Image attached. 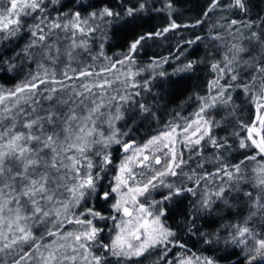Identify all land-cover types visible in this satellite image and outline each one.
I'll return each mask as SVG.
<instances>
[{
  "label": "trees",
  "instance_id": "16d2710c",
  "mask_svg": "<svg viewBox=\"0 0 264 264\" xmlns=\"http://www.w3.org/2000/svg\"><path fill=\"white\" fill-rule=\"evenodd\" d=\"M43 2L47 5L44 13L37 11L31 15L23 13L20 15L22 30L15 36L5 38L4 34H0V89L5 91L13 89L17 84L30 80L32 76L36 75L45 78V69L48 73L47 79L51 80L52 74L55 73L56 79L63 81L62 85L53 83L40 85L39 95L33 97L37 101H41V97H45L43 99L45 107L48 111L55 112L58 117L55 129H53V125L45 127L43 124L45 135L52 130L58 132V128L63 123L62 117L67 111L75 112L76 107L78 108L80 105L79 101L86 96L91 102L100 104L99 111L93 115V120L88 125V130L101 123L105 126V116L112 117V128L124 133L120 136L121 141L133 145L132 151L135 156L131 158L130 164L134 179L131 180H136L141 185L151 179L155 171L163 170L164 163L155 164L153 157L158 155L160 150L158 145L148 148L150 152L148 156L151 161L148 167L138 164L139 158L136 159V157L139 152L136 149H144V145L149 139L169 130L170 126L180 125L181 127L177 129L178 133L180 131L182 133L183 127H187L188 124L192 125L191 133L196 131V126H199L201 131L210 129L209 135L217 139L218 142L227 141L224 148L218 149L213 146L209 137L205 136L200 145L194 146L192 151H189L187 145L180 146L177 150V157L179 160L182 157L185 163L176 169L179 173L177 176L164 177L167 183L182 185L184 188L193 190L184 192L181 196L175 197L173 201L167 202V216L162 218L165 225L176 232L174 239L180 240L186 247L180 248L170 244L165 250L161 246L151 249L145 257L133 258L129 261L109 254L106 258L107 264H137V260L139 264H179L181 258H191L195 264L197 256L201 258L213 256L218 264H248L246 257L249 250L254 249L256 239H264V211L253 207V201L264 196V189H261L257 183L260 170L264 169V154L258 155L259 149L255 146L243 149L239 147L240 139L247 135L246 129H241L240 125L241 123L251 124L257 116L256 104L252 97L245 92L244 85H249L252 93H256L258 90L264 91L260 83L261 78H264V73L256 71L257 67L264 62V41L257 43L250 42L248 39L253 31L264 33V25L261 24V21H264V0H244L246 11L228 7L230 0H219L220 6L209 12L207 16L204 13L208 11L211 0H173L171 13L152 10L153 5L155 8H161L165 0H149L148 10L138 13V19L132 24H124L123 21L112 23L91 21V26L97 30L87 35L77 32L75 37L71 35V31L66 34L62 30H55L49 36L46 44L50 45L55 42L57 48L61 50L65 48L66 44H69L71 52L70 59L57 65L54 64L58 62L56 59L53 62L42 55L38 56V51L42 49V46L27 47L33 39L29 26L37 22L34 18L48 15L53 19L60 20L63 13L75 11H79L83 17H87L89 12L105 4L111 5L116 11L123 12L124 7L136 4L138 0H59L56 4H52L51 0H43ZM121 2L123 6H121ZM6 5L7 0H0V9ZM172 20L181 27L161 36H154L144 42L135 54L133 64L120 65L116 63L123 59L124 54L128 51V44L134 37L162 30L168 27ZM198 20L202 23L196 24ZM233 20L238 23L232 25ZM248 23H253L255 26L249 29L245 27ZM183 25L188 26L184 27ZM198 37L199 39H197ZM74 41L78 45L75 48L72 47ZM189 41H195V43H189ZM82 42L83 46H80ZM234 44L245 48L246 51L238 55L237 62L231 66L233 71L226 72L222 78H219V85L227 90L232 101L227 106L218 103L216 106L208 107L200 116H197L203 100H207L211 104V97L215 95V92L210 89V82L217 80L220 74L213 71L211 65L218 63L223 68L226 63L224 57L233 55L230 49ZM190 61H197L191 70L178 71ZM111 64H115V68L109 72L102 71L105 67H110ZM9 65L13 66L11 70ZM81 69L90 70L99 75L71 80L65 79L63 76L64 72H67L68 76H75ZM129 71L136 75L129 77L127 75ZM160 73L166 75L162 76ZM233 74L237 75L236 80L231 79ZM253 77H256L255 81ZM105 81L109 83L104 84L103 88L96 86ZM145 81L148 82L147 88L144 87ZM82 85L91 87V92L85 91ZM133 85L136 86L133 87ZM52 88L59 90L53 93L50 91ZM77 92L83 93V95H75ZM137 92L140 94L136 95ZM48 93L52 96L51 100H46ZM121 96H131V101H121ZM64 101L68 103H64ZM145 101L151 106L154 115L145 119L138 114L134 119H130V105ZM11 102L15 103V101ZM20 105L31 113L33 118L37 114L41 117L45 116L38 110L34 113L31 112V108H38L39 103L25 104L21 100ZM117 108L120 109L123 118L114 122L113 118L117 114ZM22 120L23 117L5 120L0 115V125L3 127L15 123L19 129L22 126ZM88 130L86 129V131ZM104 130L107 129L104 128ZM108 132H105L104 135L111 133L110 130ZM234 132L238 135H233ZM35 134H40L39 126ZM199 135L200 133H197V136L192 139L198 138ZM92 139L93 137H88L90 142ZM95 139L101 140L102 138ZM248 143L251 144L250 141ZM32 146L37 149V146L40 145L33 144ZM122 148V144L115 143L107 148L102 144H93L92 149L86 153L94 164L91 170L87 168L86 161L81 159L80 167L83 173L87 174L91 171L93 175L99 174L97 191L108 190L110 185L108 174H111L113 167L121 162L117 160L114 163L115 156H120ZM98 152L101 153L99 157L96 155ZM67 154L73 155L74 153L68 152ZM103 154L110 156L112 160L110 166L103 167ZM160 157L163 158L162 155ZM249 157H255V159H249ZM60 159H64L63 154ZM241 161L243 164L239 173H235L232 168H229V171H233L232 179L223 173L217 174L216 170L222 164L235 165L240 164ZM43 170L41 168V171ZM62 173L63 170H61ZM198 180L199 183H197ZM221 186L227 190L225 197L228 201L227 205L214 195ZM161 193L166 194L167 189L158 187L142 196L141 202L150 207L154 200L161 199ZM245 193H251L252 199L249 200L244 195ZM206 194L215 201L212 208L203 212L194 211L192 205L197 204ZM57 199L69 200L71 196L70 193L61 189ZM58 206L55 203L48 205L53 213L48 220H55V211ZM89 208L102 212L106 219L93 218L87 213ZM151 210L155 211V209ZM81 213L84 215L80 216ZM119 214L111 212L101 199H97L93 194L86 196L79 204L72 207L67 215L93 220L94 226L102 229L97 237L98 241L110 244L111 239L108 238L115 230V221ZM111 217H115V221ZM190 219H195V228L200 232H219L224 239H221L218 245L203 244L198 235L190 233L185 227V223ZM38 222L41 223V226L37 225ZM229 225L247 226L254 238H250L243 245L225 243L224 240L229 237V232L234 231L233 228L227 227ZM30 228L37 244H51L53 240L64 243L60 239V232L83 230L81 225L66 223L55 237H49L48 231L55 230L53 223L31 221ZM34 248L35 246H33V251ZM24 250H29V245L17 248V252ZM41 251H43L42 248ZM92 251L97 252V248L93 247ZM61 252L69 257L74 255L71 248L62 249ZM5 259L10 262L11 257H0V264H3ZM27 264H34V262L27 261ZM64 264H73V262L67 260ZM75 264H83L79 255H77Z\"/></svg>",
  "mask_w": 264,
  "mask_h": 264
},
{
  "label": "snow or ice",
  "instance_id": "6c2138e0",
  "mask_svg": "<svg viewBox=\"0 0 264 264\" xmlns=\"http://www.w3.org/2000/svg\"><path fill=\"white\" fill-rule=\"evenodd\" d=\"M58 2L59 0H51L52 4ZM121 6H123L122 2ZM219 6V0H211L209 9L204 15L207 16L209 12ZM46 7L47 5L44 4L43 0H7V5L3 9H0V34H4L5 38L7 36H15L22 30L21 20L19 18L22 13L24 15H31L37 11L44 13ZM228 7H235L244 11L247 10L244 0H230ZM148 8L149 0H138L136 4L124 7L123 12L116 11L111 5L105 4L89 12L87 17H83L79 11L63 13L60 20L53 19L48 15H41L34 18L37 21L34 25L29 26L33 39L27 47L34 48L37 45L46 47V51L42 55L46 59L54 62L55 57L51 54V45H46V41L55 30H62L66 34L71 31L73 37H75L77 32L87 35L97 30V28L91 26V21L98 20L107 23L123 21L124 24H132L138 19L137 14L147 11ZM152 10L157 12L168 11L171 13L173 11V0H165L161 8H155L153 5ZM200 23L202 21H196V24ZM231 23L235 25L238 22L233 20ZM261 24L264 25V21H261ZM183 26L187 27L188 25ZM254 26L253 23L245 25L249 29ZM177 27H181V25H177L172 20L169 26L162 30L147 32L134 37L128 44V51L124 54L123 59L116 61V63L120 65L133 64L135 62V54L143 46L144 42L152 39L154 36H161ZM216 38L218 39V37ZM248 39L250 42L255 41L260 43L264 41V33L253 31ZM189 43H195V41H189ZM77 46L74 41L72 47L75 48ZM80 46H83V42ZM101 48H103V45H101ZM230 51L233 52V55L231 57L227 55L224 57L226 63L223 68L218 63L211 65L212 70L220 74L217 80L210 82V89L215 92V95L211 97V104L207 100H203L197 116H200L208 107L216 106L218 103L227 106L232 101V97L228 94L227 90L219 85V78H222L226 72L230 73L233 71L231 66L237 62L238 55L245 52L246 49L234 44ZM69 56L71 57V52H69ZM196 63L197 61H190L183 68L178 69V71L191 70ZM115 66V64H111L110 67H105L102 71L109 72ZM12 67V65H9L10 70ZM256 71L264 73V62L257 67ZM93 75L99 74L86 69L78 70V74L75 76H68L67 72L63 73L65 79L69 80ZM127 75L132 77L136 73L129 71ZM160 75L163 76L166 74L160 73ZM47 76L48 73L45 69V78L36 75L32 76L30 80L17 84L13 89L6 91L0 89V115L5 120L23 117L22 126L19 129L15 123L8 127L0 125V257H11L10 262L5 259L3 260V264H27V261H33L34 264H64L67 260H71L75 264L77 255H79L83 264H107L106 258L109 254L113 257L123 258L125 261H129L133 258L145 257L151 249L161 246L165 250L170 244L185 248L186 245L183 242L174 239L176 232L166 226L162 220V218L167 216V202L173 201L175 197L181 196L184 192L193 191L191 188H184L182 185L177 186L174 183H167L164 179L166 176H177L179 173L176 169H179L181 164L185 163L182 157L180 158V162L177 163L175 154L174 141L179 139L181 135V133L177 132V129L181 126H170L169 131L152 137L144 145V149H148L149 146L158 145V142L163 143L165 139L167 140V143H163V147L169 149L171 158L167 165L163 166V170L155 171L151 179L146 183L136 187H129L128 180L134 179V176L131 172V157H127L118 166L119 174L115 176L116 183L114 186H111V191H97L100 176L99 174L93 175L91 171L87 174L83 173L80 167L81 159L86 161L87 168L91 170L94 164L87 157L86 153L92 149L93 144H102L105 148L113 143L117 145L122 144L125 153L129 152L133 148V145L126 141L122 142L120 136L124 135V133H120L115 128H112L109 135L100 133L101 140H96L93 137L90 142L88 137L93 136L95 129L85 131L84 126L74 128L73 123L80 119L75 112L64 117V127L60 132L52 130L45 135L43 132L44 122L46 121L48 124L53 125V129H55L58 119L57 114L53 111H48L43 117L37 114L33 118L32 114L20 105V101L23 100L25 104L29 102L32 104L40 103L45 97H41V101L33 99L34 96L39 95L38 88L40 85L46 83L63 84V81L56 79L55 73L52 74L51 80L47 79ZM231 79L236 80L237 75L233 74ZM255 79L256 77H253L254 81ZM106 83L109 82L105 81L96 86L103 88ZM260 83L262 88H264V78H261ZM82 86L85 91L91 92V87L88 85ZM135 86L133 85V87ZM147 86L148 82L145 81L144 87L147 88ZM58 90L57 88H52L50 91L54 93ZM148 90L150 91V89ZM244 90L255 102L257 116L256 120L251 124L241 123L240 127L241 129H246L247 135L240 139L239 147L243 149L255 146V148L259 149L258 155L264 154V91L258 90L256 93H252L250 86L247 84L244 85ZM139 94V92L136 93V95ZM75 95L82 96L83 93L77 92ZM46 98L51 100L52 96L48 95ZM120 100L130 102L131 96H121ZM8 101H15V103L9 107L6 104ZM99 108L100 105L91 108L89 115L84 117V120H90L92 115L99 111ZM130 109V119H134L138 114L142 115L145 119L148 116L154 115L147 101L131 104ZM122 118L120 109L117 108V114L113 119ZM38 126L40 128V134H35ZM191 127L192 125L188 124L187 127H183L182 129V133L185 134L184 143L188 146L189 151H192L194 146L200 145L201 140L205 136H208L213 146L218 149L224 148L227 145L226 140L221 143L211 137L209 135L210 129L201 131L199 126H197L196 131L191 133V136L186 135ZM174 133L176 135H173ZM197 133H200L199 137L192 139V137L197 136ZM61 135L64 136L63 142L60 141ZM233 135H238V133L234 132ZM257 137H259V140H257ZM248 141L251 142L250 145ZM33 144L40 145V149H35L32 146ZM44 149H49L54 156L51 162L46 161L42 164L40 152ZM144 149L137 148L136 151L143 152ZM68 152H73L74 154L68 155ZM62 154L64 157L63 160L60 159ZM162 154L166 157L168 156V152H162ZM96 155L99 157L101 153L98 152ZM153 158L155 159L156 165L162 164L159 157ZM249 159H255V157H249ZM111 163L110 156L103 154V167L110 166ZM139 164L144 167L150 166V157L144 155L139 160ZM242 164L243 161L235 165L222 164L216 171L217 174L223 173L229 179H232L233 171H229V168H232L235 173H239ZM41 168L44 170L41 171ZM52 169H55V171H51ZM61 170L64 173L62 178ZM69 181L71 186H69ZM197 183H199V180ZM257 183L261 189H264V169L260 170ZM125 187L128 188V193L131 194V202L134 205L137 203V197L144 196L146 193H150V191L156 190L158 187L167 189V193H161V199L159 201L154 200L149 209L140 205L138 211L141 215L139 216H133V212H130L129 208L124 206L128 203L127 200H116L111 205L112 209L116 212H120L123 209V215L131 219L124 222V227L120 228V231L111 240L110 244H103L98 241L97 237L102 229L94 226L93 220L87 218L80 219V216H83L84 213H81L80 216L67 215L72 207L79 204L88 195L94 194L97 199L107 201L112 193L119 195L121 189ZM61 189L70 193V200L57 199ZM214 195L218 200H223L225 205L228 204V201L225 199L227 195L225 187H219ZM244 195L249 200L252 199L251 193H245ZM53 203L59 205L55 211L56 218L55 220H48L53 214L48 205ZM213 203L215 201L206 194L197 204L192 205V208L194 211L203 212L210 210ZM253 207L259 211H264V196L258 197L257 200L253 201ZM150 209H155V211ZM87 213L95 219H106L102 212L92 208L87 209ZM145 213L147 215H143ZM61 217L63 218L61 219ZM111 219L115 221V217H111ZM31 221H47L53 223L55 230L48 231L47 235L49 237H55L66 223L81 225L83 226V230L60 232V239L64 243H58L56 240H53L51 244H37L30 228ZM185 227L188 228L190 233L198 235L202 243L208 246L218 245L221 239H224L219 232H200L195 228V219L188 220L185 223ZM227 227L233 228L234 231L229 232V237L224 240L225 243L243 245L250 238H254L247 226L229 225ZM24 245H29V250L17 252V248H22ZM33 246H35L34 251L32 250ZM93 247L97 248V252L92 251ZM41 248L43 251H41ZM66 248H71L74 255L69 257L63 254L61 250ZM246 259L248 264H264V239H256L255 247L249 250ZM137 264H139L138 260ZM179 264H193V259L181 258ZM195 264H218V262L213 256H204L202 258L197 256L195 257Z\"/></svg>",
  "mask_w": 264,
  "mask_h": 264
},
{
  "label": "rangeland",
  "instance_id": "374dc122",
  "mask_svg": "<svg viewBox=\"0 0 264 264\" xmlns=\"http://www.w3.org/2000/svg\"><path fill=\"white\" fill-rule=\"evenodd\" d=\"M56 43L54 42V43H51L50 45H51V54H52V56L53 57H55V59L56 60H58V62H55L54 64H59V63H62V62H65V61H67L68 59H70V56H69V52H70V45L69 44H66L65 45V48L63 49V50H61V49H59V48H57V46L55 45ZM47 45V44H46ZM46 51V47H42V49L41 50H39L38 51V56L40 55H42V53L43 52H45ZM43 56V55H42ZM55 60V61H56ZM51 61V60H50ZM48 95H50V93H48L47 94V96ZM46 100H47V98H46ZM64 100H66V99H64ZM14 102H11V101H9V102H6V104L9 106V107H11V105L13 104ZM62 103V102H61ZM64 103H68L67 101H64ZM76 104H78V103H76ZM79 106H78V108L76 107V111H75V114L78 116V117H80V119H78L77 121H75L74 123H73V127L74 128H79V127H81V126H84L85 127V131H86V129L88 130V125L89 124H91V122H92V120H93V115H96L97 113H95V114H93L92 115V118L90 119V120H87V121H85L84 120V117H87L88 115H89V112H90V110H91V108H93V107H95L96 105H100L99 103H93V102H91V100L90 99H88L86 96H85V98L84 99H81L80 101H79ZM33 109H35V111H33ZM37 110L40 112V113H44V115H46V113L48 112V110H47V108L45 107V100H42V102H40L39 103V105H38V108H31V112L32 113H34V112H37ZM65 111V110H64ZM65 113V112H64ZM72 112H68L67 111V113L65 114V116H67V115H70ZM64 116V117H65ZM64 117H62V119L64 120ZM112 117L110 118L109 116H105V126H103V124L101 123V124H98V125H96L95 126V131H94V133H93V136H90V137H94V138H97V139H101L102 137H101V135H100V133H105V132H107V133H109L108 132V130H112ZM256 119V118H255ZM117 121V119H114V122H116ZM111 122V123H110ZM44 126L45 127H50L51 126V124H48L46 121L44 122ZM63 127H64V124L62 123V125L58 128V132H60L62 129H63ZM104 128H106L107 130H104ZM196 128H197V126H196ZM97 130V131H96ZM170 130V129H169ZM169 130H167V131H169ZM166 132V131H165ZM107 133H106V135H107ZM162 133H164V132H161L160 134H158L157 136H159V135H161ZM180 133H181V131H180ZM182 135H180V137H179V139H177V140H175L174 141V144H175V154H176V157L178 156V148L180 147V146H185L186 144L184 143V134L183 133H181ZM173 135H176L175 133L173 134ZM187 135L188 136H191V130H189V132L187 133ZM63 140H64V136L63 135H61L60 136V141L61 142H63ZM163 143H167V140L165 139L164 140V142ZM163 143H159L158 142V148L160 149L159 151H158V155H157V157H160V155H162V157L163 158H161L160 157V159H161V162H162V164L164 165V166H166L167 165V163L170 161V158H171V152H169V149H167V148H164L163 147ZM64 147H66V145H64ZM37 149L39 150L40 149V146H37ZM133 149H131L129 152H127V153H125L124 152V150H123V148H122V150H121V153L119 154L120 156H115V162L114 163H116L117 162V160H119V161H122V160H124V159H126L127 157H131V158H134V156H133V151H132ZM162 152H168V156L166 157V156H164L163 154H162ZM148 154H150V152L148 151V149H145L143 152H139L138 154H137V156L138 157H136V159H138V160H140V159H142V156H144V155H148ZM151 154H153L152 152H151ZM40 156H41V162H49L51 159H52V156H53V153L49 150V149H44L42 152H40ZM137 160V162H138V164H139V161ZM176 162L177 163H179L180 162V160L178 159V157H177V160H176ZM120 163L121 162H119V163H117V166L116 167H113V170H112V172H111V174H108V181H109V186H108V190L107 191H111V186H114L115 185V183H116V181H115V176L116 175H118L119 174V171H118V166L120 165ZM52 171H55V169H52ZM63 174L64 173H62L61 174V178L63 177ZM127 178V177H126ZM70 185L69 186H71V183H69ZM128 185H129V187H136V186H140L141 184L140 183H138V182H136V180H131V179H129L128 180ZM141 197L142 196H139V197H137V203L134 205L132 202H131V194H129L128 193V188H122L121 189V193L118 195L117 193H112V195H111V197L107 200V201H105V200H103V199H101V201L107 206V208L111 211V212H116L115 210H113L112 209V207H111V205L113 204V203H115L116 202V200H118V199H123V200H127L128 201V203L126 204V205H124V206H126V207H128L129 208V211L130 212H133V216H139V215H141V213H139V211H138V209H139V206L140 205H143L146 209H149V206H147L146 204H143L142 202H141ZM70 200V199H69ZM59 207V206H58ZM151 210V209H150ZM61 211H62V209H61ZM117 213H120L119 214V217H117V219H116V221H115V230L113 231V233H112V236H109V240L111 239H114L115 238V236L117 235V233L120 231V228H123L124 227V222L125 221H128V220H130L131 218L130 217H127V216H124L123 215V209H121V211L120 212H117ZM143 215H147L146 213L145 214H143ZM63 217H61V219H62ZM37 225L38 226H41V223L40 222H38L37 223ZM119 225V227H117ZM80 258V257H79ZM81 259V258H80Z\"/></svg>",
  "mask_w": 264,
  "mask_h": 264
}]
</instances>
